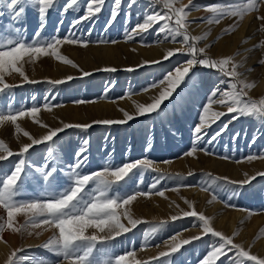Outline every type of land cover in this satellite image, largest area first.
I'll return each instance as SVG.
<instances>
[{"label":"rangeland","instance_id":"374dc122","mask_svg":"<svg viewBox=\"0 0 264 264\" xmlns=\"http://www.w3.org/2000/svg\"><path fill=\"white\" fill-rule=\"evenodd\" d=\"M86 2L88 0H78L79 6L74 5L66 12H61L59 9L50 11L47 17V26L42 33L45 37L50 35L65 37L70 34V24L75 19L81 18V22L72 29L71 34L77 39L91 43L86 47L79 44L59 46V55L70 59L77 67L60 62L51 55L37 57L35 61H30L28 57H25L17 67L22 66V71L29 80H35L37 83L25 82L17 72L4 75V81L7 84L16 86L0 93V111H7L6 105L12 108H30L33 103L42 105L45 103L46 97L48 102L53 105H63L54 107L51 111L41 108L37 119L47 127H40L28 116L17 121L22 129L20 132H17L16 126L10 122L0 124V140H3L13 153H18L24 144L31 143L23 135V131H27L33 138L39 139L46 135L49 129L62 127L64 123L92 124L93 121L123 119L124 111L134 114L136 105L152 103L153 97L158 96L166 86L159 85L155 88H148V85L162 79L166 73L173 71L176 66L190 58L186 54L175 53L168 60L163 59L168 50L181 47L182 36L177 37L175 41L170 37L164 39L163 34L159 37L156 36L155 31L160 27L159 23L148 33L143 34V43L141 37H136L131 41L125 40V28L131 29L137 23L142 22L146 10L166 11L157 0H153L151 5L148 0H138L131 9L127 7V0H123L116 21L106 31L105 25L109 19L112 0H106L101 11L95 13L91 20L82 19L87 12ZM181 2L187 5L189 0H181ZM240 2L242 0H193L195 5L221 3L225 7ZM175 6L179 7L180 3ZM125 12H130L128 18L125 17ZM211 15L203 8L193 9L188 16L190 22L188 33L191 36L201 37V40L196 42V46L197 48L204 47L206 50L204 55L207 57L216 60L230 57L231 53L228 55L223 53V47L231 44L227 43L231 41L230 38L236 36L243 19L226 16L218 24H209L207 18H210ZM248 16L255 18L254 22L257 23L255 30L259 34L260 26L264 24V21L258 20L256 17L264 16V4H261L258 10L248 13L244 18ZM61 20L62 24L59 23ZM233 24L237 25L235 30L230 33L225 32V29ZM0 25L11 30L20 28L24 38L30 41L39 27V21L36 11L31 7L27 8L26 14L20 20H13L8 0H0ZM208 27L217 28L216 37L214 36L213 40L205 37ZM57 29L59 30L57 31ZM198 29L201 33H196ZM12 38L0 34V43ZM101 40L117 42L100 43ZM157 40H159L158 43ZM219 41H223L224 46L220 47ZM233 47H235L234 43H232ZM261 47H257V49L260 50ZM157 49L162 50V59H158L161 61L160 64L148 63L143 67H138L145 61L151 62L150 59L138 62V57L151 54ZM240 51V48L237 47L234 58L241 55ZM204 55L197 58L202 59ZM259 59H262L261 54L256 58L257 61H260ZM104 68H115L117 71H97V69ZM127 68L134 70L125 71ZM245 69L259 74L264 70V65L258 62L251 67H238V73L242 74L240 79L244 76ZM191 71L202 79L198 89L191 86L185 87L184 84H181L173 96L163 102L158 114L139 116L124 125L92 124V127L87 131L76 128L66 129L59 133L57 138H54L53 144L35 145L26 154L24 173L30 178L33 176L42 177L43 173L53 166L57 169H66L67 165L73 163L76 150L85 140L88 141L85 153L88 156V162L87 166L82 169L85 172H93L107 163L120 165L127 161L143 158L157 162L153 166L157 170H148L144 174L139 189L149 191V185L159 177L158 188L165 190V195L161 197L155 194V190H152L153 194L140 196L131 205H126L119 210L121 222L126 227L131 228V225L123 216L125 211L132 219L142 222L131 231L122 233L107 244H98L97 249L101 251L94 255L100 264L108 259L103 253L104 248L110 249L116 254L135 249L134 260L132 257L128 258L132 264H135L136 261L141 264H159V260L154 258L165 259L159 254L170 252L169 243L173 242L170 241L173 234H176L177 237L175 243L196 236L201 238L192 240L175 253H170L167 258L169 264H199L210 250V245L218 238H213L210 234H202L198 224L193 226L195 218L183 217V212L192 210L210 218L214 230L232 237L234 243L243 245L251 255L257 256L258 259H264L260 254V249H257L264 239V235H261L264 230V175H261L264 173V158L258 156L252 161L246 159L249 154L264 152V135L260 136L254 144L249 143L253 131L257 128L264 131V125H261L256 118L242 116L238 120H233L229 124L228 130L212 144L201 142V146L207 148L211 154L198 151L195 157L183 156V153L191 147L193 128L198 123V116L206 94L219 82V79H228L214 70L199 65L194 66ZM83 72H89L91 75L83 76ZM69 76L73 77L70 81L67 80ZM58 79H64L66 82L57 86L47 83L48 80ZM221 87L226 88L227 85ZM145 88L147 91H140ZM253 90L254 87L245 89L246 99L259 100L264 97L263 93L257 94L258 96L252 95ZM77 101L91 102L77 103ZM210 111H221L225 115L206 129L208 136L204 137V141H207L223 123L235 115L228 113L226 106L218 104H213ZM245 131L247 137L243 135ZM236 132H240L241 136L234 142L232 136ZM146 144H151L150 150L146 148ZM49 148L53 152L51 157L48 155ZM225 156L229 159L221 158ZM56 157H60V159L58 160ZM19 159L21 157L13 155L7 160L0 161V172H11ZM164 161H168V163H164ZM189 173H194V175H189ZM216 177L227 178L237 184L228 185L224 183L223 179L216 180ZM251 177H255V179L250 180L243 187H239L238 182ZM138 178L139 173L127 186L128 191L138 190L136 187ZM66 182L67 177L62 176L60 183L65 184ZM181 183L195 186L181 187L179 191L172 190ZM201 184H204L207 190H202ZM221 184L224 186L220 187ZM25 187L27 196L32 197L34 193L38 195L47 185L42 181L30 180ZM233 188H238V194L235 196L232 193ZM214 195L218 197L215 200L213 199ZM185 201L191 202L193 208L190 209ZM174 215H179L182 218L173 222L171 217ZM24 219L22 215L18 214L13 227L22 225ZM6 221L7 212L0 208V223ZM161 222H164L163 226L153 232L152 229L160 226ZM184 229L187 231H182ZM30 231L31 235L27 232L21 234L5 227L4 231L0 233V240L9 251L6 252V255H10L13 250L23 249L21 254L28 257L48 256L52 260L57 259L42 247L53 234H58L56 230L41 226L39 229ZM95 232L96 230L89 229L86 234L91 235ZM96 234L104 235V233ZM146 239L149 241L148 246L141 249V245L145 244ZM232 255L233 253L229 252L226 257L218 258L216 264H227L228 258ZM7 256L1 259V262L5 261L2 264H6ZM24 264H28V262L25 261ZM43 264H49V262L45 261ZM246 264H256V262L247 261Z\"/></svg>","mask_w":264,"mask_h":264},{"label":"snow or ice","instance_id":"6c2138e0","mask_svg":"<svg viewBox=\"0 0 264 264\" xmlns=\"http://www.w3.org/2000/svg\"><path fill=\"white\" fill-rule=\"evenodd\" d=\"M106 0H88L86 2L87 12L82 17L84 20H91L95 13H99L104 6ZM138 0H127V7H131L136 4ZM149 4L153 3V0H148ZM158 3L163 5V9L166 11L146 10L142 22L137 23L133 28H125V40L131 41L136 37H141L143 43V34L148 33L156 24H160L159 28H156L155 35L160 36L163 34L164 39L169 37L175 41L177 37L182 36L180 41L181 47L175 50H168L163 59L168 60L173 57L175 53L186 54L190 58L184 61L182 64L176 66L173 71H169L166 75L158 80L153 81L148 85V88H155L159 85H166L159 95L153 97L152 103L138 104L136 105V112L130 114L127 111L123 112V119L117 120H101L93 121L92 124L102 125H124L129 121L134 120L139 116H144L151 113H159L161 111V105L164 101L170 99L175 93L176 89L184 84L185 87L191 86L198 89V86L202 83V79L197 77V74L191 71L194 66H201L207 69L214 70L221 74L222 77H227V80L219 79V82L206 94L204 104L200 110L198 116V123L193 128L191 147L183 153V156L195 157L198 151H202L205 154L209 153L207 148L201 146V142L212 144L219 137H221L229 127V124L233 120H238L240 117L256 118L261 125H264V97L259 100L247 98L245 89H251L254 87L253 83H247L245 80L240 79V73H238L237 65L234 62L233 57L222 58L219 60L207 57L205 54V48H197L196 42L201 40L200 36H191L188 33V16L190 12L200 10L203 8L207 12L211 13V17L207 18V23H220L221 20L228 17H237L242 20L248 13L258 10L261 4H264V0H242L240 3L230 4L225 7L221 3L214 5H195L193 0H189L187 5L183 4L181 0H157ZM180 3L179 7L175 5ZM123 0H112V7L110 10L109 19L105 25V31L112 26L118 17ZM79 6L78 0H8V6L12 10V19L20 20L22 16L26 14L28 7L33 8L37 13L39 27L33 34V38L28 41L24 38L23 32L20 28L14 30L6 29L3 25H0V34L12 39L6 40L4 43H0V93L5 90L15 87L16 85H9L4 81L5 74H11L17 72L23 80L27 83H37L35 80H29L27 75L22 71V66L17 67L18 64L25 57H28L30 61H35L37 57L51 55L60 62L69 64L72 67H77L70 59H67L63 55H59V46L63 44H79L81 46H88L90 41L83 39H77L72 33L80 22L81 18L75 19L69 26V35L65 37H59L56 35L43 36L42 33L47 26V17L50 11L59 9L61 12H66L67 9L73 6ZM95 5V7H93ZM130 12H125V17L128 18ZM256 19L264 21V16H257ZM162 22V23H161ZM59 23H63L61 20ZM236 24L229 26L225 29V32H232L236 28ZM59 29H57L58 31ZM261 30H264V24L261 25ZM117 41H104L100 43H116ZM159 40H157V43ZM148 46V45H145ZM264 46V41H260L255 47ZM204 55V58L198 59V56ZM160 64L161 61H145L138 67H143L145 64ZM259 63L264 65V58ZM133 68H127L125 71H133ZM97 71L115 72V68L97 69ZM83 76H89L91 73L83 72ZM73 77H67V80H72ZM66 81L64 79L48 80L47 83L53 86L62 85ZM227 85L226 88L221 87ZM140 91H147V88ZM34 99V98H33ZM91 101H77V103H89ZM213 104L224 105L227 107L228 113H234L227 122L223 123L220 128L215 131L207 141H204V137L208 136L207 128L211 127L217 120L225 115L221 111H210ZM63 105H53L48 102V98H45L44 104H36L30 108L20 107L12 108L8 105L5 107L7 111H0V124L10 122L16 126V131L20 132L22 129L17 124V121L23 117H31L34 123L40 125V127H47L42 124L38 119V114L41 108L47 111H51L54 107H62ZM123 111V110H122ZM92 124H72L64 123L62 127L49 129L46 135L41 136L39 139L33 138L29 132L23 131V135L27 137L31 143L24 144L18 153H13L8 145L0 140V161L7 160L13 155L21 157L16 162L14 169L9 173L0 172V208H3L7 212V221L0 223V233H2L5 227L11 228L13 232H19L23 234L27 232L32 234L30 230L39 229L41 226H47V228L55 229L58 234H53L42 247L52 256L57 259L52 260L50 257H28L23 255V249H16L7 256L6 264H24L25 261L28 264H43L47 261L49 264H100L94 253L101 251L97 249L98 244H107L108 242L116 239L122 233H127L134 229L142 221L132 219L127 211L123 213L124 218L128 220L131 228L126 227L121 222L120 209L126 205H131L140 196H149L153 194L152 190H155V194L163 197L165 190L158 188L159 177L155 178L149 185V191L139 189V184L143 182L144 174L148 170L156 171L153 166L156 161L149 158H143L135 161H127L120 165H112L111 163L105 164L102 168L93 172H85L82 169L87 166L88 156L87 152L88 141L85 140L81 146L76 150L73 163L67 165L66 169H57L51 167L47 169L42 177H28L24 173L25 157L29 153L30 149L35 145L42 143L51 145L54 143V138L58 137L59 133L64 132L66 129L76 128L83 131H87L92 127ZM247 137V132L243 133ZM264 135V131L257 128L253 131V135L249 143L254 144L260 136ZM241 133L236 132L232 136V140L235 142L240 138ZM147 149H151V144H146ZM49 157L53 155L52 149L49 148ZM259 157L264 158V152L259 154H249L246 159L252 161ZM222 159H229V157H221ZM60 159V157H56ZM168 163V161H164ZM139 173L137 181L136 191H128L127 186ZM194 175V173H189ZM264 175V173H261ZM62 176L67 177L65 184L60 183ZM216 180H224V183L228 185L237 184V182L228 180L227 178L216 177ZM255 177L247 178L244 181H240L239 187H243L248 184L250 180ZM30 180L42 181L47 187L41 191L38 195L35 193L32 197L27 196L26 184ZM91 185V187H89ZM195 185L178 184L173 191H179L181 187H194ZM224 185L221 184L220 187ZM202 190H207L204 184L200 185ZM114 188L116 189L114 191ZM233 196L238 194V188L232 189ZM217 196H213V199H217ZM188 207L191 209L193 205L189 201H185ZM251 211V210H248ZM22 215L24 223L22 225L13 227L15 218L17 215ZM183 217H193L194 225L197 224L202 230V234H210L213 238H218L210 245V250L199 264H216V261L220 257H226L229 252H232V257L228 258L227 264H246L247 261H255L256 264H264V259H258L257 256L251 255L249 251L245 250L243 245L234 243L233 238L224 235L220 231L214 230L211 225L210 218L204 216L202 213H198L195 210L183 212ZM182 217L174 215L171 220L175 222ZM164 222H161L160 226L153 228L152 231L156 232L159 227L163 226ZM89 229L96 230L95 233L86 234ZM182 231H187L184 229ZM96 233H104V235H98ZM39 235V233H37ZM261 235H264L262 230ZM200 236L184 239L179 243H175L176 234L170 238L172 243H169L170 252H161L159 255L165 259H159V264H169L168 257L170 253L177 252L182 246L188 245L192 240L200 239ZM149 241L146 239L145 244L141 245V249L148 246ZM103 253L108 259L103 261V264H132L128 258H135V249L125 251L120 254L113 253L110 249L104 248ZM135 264H141L136 261Z\"/></svg>","mask_w":264,"mask_h":264},{"label":"bare ground","instance_id":"6f19581e","mask_svg":"<svg viewBox=\"0 0 264 264\" xmlns=\"http://www.w3.org/2000/svg\"><path fill=\"white\" fill-rule=\"evenodd\" d=\"M254 19L255 18H253V16H248L246 18H243V21L240 24V30L236 33V36L230 38L231 41H229V43H227V44H230V43L231 44L226 46L225 48L223 47V51H224L223 53H225L226 55L231 53L230 57H233V58L235 57L236 48L237 47L240 48L241 55L238 58H234V62L237 65H239L238 67L245 66L247 68V67H251L254 63H258L259 61H257L256 58L260 54H261V57L264 58V46H262L260 50H258L257 47H255L256 45H258V43L260 41H264V30H261L259 34L256 33V30H255L256 27L255 26H257V23L254 22ZM198 32L201 33V31H199V29L196 30V33H198ZM205 33H206L205 37H207V39H209V38L212 39L217 33V28L208 27ZM219 42H220L219 46L222 47L223 41H219ZM237 42H238V44H237ZM232 43H234V45H235V47H233L234 49L232 48ZM163 48H165V47H163ZM161 56H162V50L161 49H157L156 51L154 50V52L152 51L151 54H145L143 57H138L137 56L138 57L137 61L138 62H142L144 59H147V60L150 59L149 61H155V60H158V59H162ZM219 58H221V57H219ZM249 70L250 69H248L246 71V69H245V72H243V74L244 73L245 74L242 77V79L245 80L247 83H253L254 84V90L252 92V95L258 96L257 94H261V93L264 94V70L261 73H259V74L253 73L252 71H249ZM256 72H258V71H256ZM198 196H200V195H198ZM12 240H14V239H12ZM33 242H32V244H34ZM6 248H5L4 243L0 240V264H2V262L4 261L3 260L1 262V259H3L4 256H7L6 252H9L8 249H6ZM258 248L260 249V254L264 257V239L261 241V244H259L257 246V249ZM9 250H10V248H9Z\"/></svg>","mask_w":264,"mask_h":264}]
</instances>
